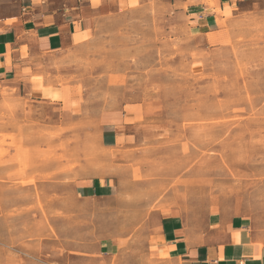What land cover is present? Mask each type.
Instances as JSON below:
<instances>
[{
    "label": "rangeland",
    "instance_id": "obj_1",
    "mask_svg": "<svg viewBox=\"0 0 264 264\" xmlns=\"http://www.w3.org/2000/svg\"><path fill=\"white\" fill-rule=\"evenodd\" d=\"M115 6L0 83V264H184L154 214L264 231V0L208 34L180 3Z\"/></svg>",
    "mask_w": 264,
    "mask_h": 264
},
{
    "label": "crops",
    "instance_id": "obj_2",
    "mask_svg": "<svg viewBox=\"0 0 264 264\" xmlns=\"http://www.w3.org/2000/svg\"><path fill=\"white\" fill-rule=\"evenodd\" d=\"M132 0H0V83L15 81L39 53H51L68 44L86 41L94 27L115 4ZM168 1V0H166ZM180 3L191 26L204 34L218 25V18L234 13L240 5L257 0H170ZM220 9L221 14L218 13ZM30 87V85H29ZM31 93L49 95L50 88ZM104 185L97 180L85 187L93 192ZM160 219L159 252L184 264H264V231L244 215H210L202 227L169 215ZM234 236V237H232ZM105 257L120 253L119 241L108 237L100 245Z\"/></svg>",
    "mask_w": 264,
    "mask_h": 264
},
{
    "label": "bare ground",
    "instance_id": "obj_3",
    "mask_svg": "<svg viewBox=\"0 0 264 264\" xmlns=\"http://www.w3.org/2000/svg\"><path fill=\"white\" fill-rule=\"evenodd\" d=\"M222 20V19H221ZM221 22V21H220ZM219 22V23H220ZM85 50V49H84ZM69 54V53H68ZM85 123V122H84ZM92 134V133H91ZM101 135V134H100ZM100 137V136H99ZM101 139V138H100ZM102 145V144H101ZM111 171V170H110ZM219 185V184H218ZM185 186V185H184ZM214 187V186H213ZM168 207V206H167ZM121 213H122V211H121ZM102 217V216H101ZM104 218H105V216H104ZM123 223H124V221H123ZM109 227V226H108ZM105 231H107V230H105ZM108 232V231H107ZM232 237H234V236H232Z\"/></svg>",
    "mask_w": 264,
    "mask_h": 264
}]
</instances>
